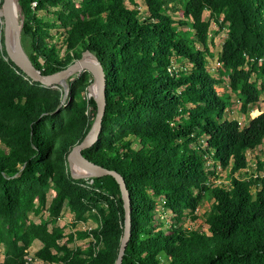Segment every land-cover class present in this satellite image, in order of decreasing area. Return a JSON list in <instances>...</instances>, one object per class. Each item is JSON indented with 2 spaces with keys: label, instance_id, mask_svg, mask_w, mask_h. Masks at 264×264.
I'll return each instance as SVG.
<instances>
[{
  "label": "trees",
  "instance_id": "trees-1",
  "mask_svg": "<svg viewBox=\"0 0 264 264\" xmlns=\"http://www.w3.org/2000/svg\"><path fill=\"white\" fill-rule=\"evenodd\" d=\"M19 1L26 50L45 74L85 50L104 66L102 129L82 154L126 180L132 230L123 264H264V161L248 171V151L264 143V108L245 126L226 114L232 93L243 113L264 102V0H177L178 8L144 0L147 20L137 0ZM42 9L54 18L39 16ZM212 21L228 27L221 62L230 92L217 89L221 80L207 67ZM55 28L61 41L51 39ZM5 55L0 49V264H25L38 239L36 254L50 264H115L125 221L120 185L112 175L74 178L67 159L91 126L82 96L92 75L74 76L59 107V90L26 79ZM215 166L230 168L229 183L209 182ZM204 198L207 231L158 223L159 207L178 222ZM65 207L77 220L95 211L98 226L80 232L95 238L87 248H71L73 234L61 242ZM31 211L47 216L36 222Z\"/></svg>",
  "mask_w": 264,
  "mask_h": 264
},
{
  "label": "rangeland",
  "instance_id": "rangeland-1",
  "mask_svg": "<svg viewBox=\"0 0 264 264\" xmlns=\"http://www.w3.org/2000/svg\"><path fill=\"white\" fill-rule=\"evenodd\" d=\"M19 4H20V1H19ZM127 4H129L130 6L133 5L129 1H127ZM137 4L142 10V14H141L142 20H147L149 18V15L147 14L146 4L144 0H137ZM172 4L176 6L177 8L181 6L179 1L177 0H175ZM35 5L36 4L34 3V6ZM170 11L177 20H181L183 18L182 13L178 9L173 8ZM38 15L45 18L46 20L50 18H54L52 17V15H50L47 9L39 10ZM204 17L206 19L210 18V12L208 10L204 12ZM21 21H24V15L22 14V11H21ZM178 26L187 31L191 30V28L188 25H178ZM58 29L59 28H55L52 30L53 37L51 39L61 41L62 37H60L61 35L58 33ZM227 35H228L227 25L221 28L217 24H215L214 21H212V24L210 27V39H209L210 54L207 56V60H208L207 67L209 71L216 78H219L221 80V83L217 85V89L221 93L230 92L226 68L224 64L221 62L222 46H223V43ZM196 45L199 48H203L202 44H200L199 42H196ZM1 50H2V53H4L5 51L4 41L2 42ZM183 66H185L184 63L175 61L176 68H182ZM77 75L78 74L72 75L71 80H73L74 76H77ZM90 84H92V82ZM89 85L87 86L82 96L83 99H86L88 101L87 114L89 116L88 118L91 123V126L89 130L87 131L86 135L91 131L95 123L96 115H97V111L94 109V105L90 103L91 98H94V97H93V94H91L92 92L89 89ZM48 88H52V87H48ZM52 89H57L61 93L63 92V87L61 85H57L55 88H52ZM71 92H72V84L70 87V94ZM232 96H233L234 104L231 105L226 110V114L230 117L237 118L240 121L242 126H245L249 122L251 117L259 114L261 112V109L264 108V102L260 101V103H258V106L256 108H254L248 113H243L241 110V103L238 99V96L235 93H232ZM263 99H264V96H263ZM60 102H61V98H60ZM67 103H68V99L64 102L63 106H66ZM248 157H249L250 166H251L250 169L248 168V171H251L252 168H255L258 160L264 161V143L258 148L248 151ZM212 170L213 172L211 171L209 182L216 183V184L220 182H222V184L224 183L227 184L230 182V177H231L230 168L215 166L214 168H212ZM69 171L74 178H86V179L89 178V177H79V175H75L74 167L72 169L69 167ZM243 174L245 175L246 173H243ZM92 182L93 180H90V183ZM53 194H54V190H50L49 192L50 199L53 197ZM210 205H211V201L204 198L196 209L185 208V211H184L185 214L183 218L179 220L178 222L175 216L173 215V213L169 209H163L159 207L157 211V216L160 218V220H158V223L164 222L167 225L177 223L179 225L183 224L184 226H187V227H193V228H198V229L207 231L208 225L206 224V221H205V212L209 209ZM94 213H95L94 210L89 212L87 214L86 220H77L75 217V213L69 207H65L63 209L62 216L58 220V224L61 225L65 231V237L63 238V240L69 239L71 234L74 235L70 240L71 248H77V247L87 248L88 246L87 244L89 243L90 240L95 241V238H93L92 236L80 235V232H83V231L88 232L98 226L99 222L95 218ZM46 216H47L46 211L40 212L39 214H36L34 211L30 212V217L36 222H39L41 218L43 217L45 218ZM37 243L35 242L32 244L31 251L38 249ZM102 244L104 243L102 242ZM3 252H4V248L3 246H1L0 247V262L4 260Z\"/></svg>",
  "mask_w": 264,
  "mask_h": 264
},
{
  "label": "water",
  "instance_id": "water-1",
  "mask_svg": "<svg viewBox=\"0 0 264 264\" xmlns=\"http://www.w3.org/2000/svg\"><path fill=\"white\" fill-rule=\"evenodd\" d=\"M10 0H0V25H1V42L0 49H2V42L4 41L6 59H10L21 70L24 77L31 82L41 84L46 87L55 88L57 85L63 87L61 95V102L59 107L64 105V102L70 100V87L71 77L74 74H82L83 72H89L92 75V84L89 85L91 91L92 85H96L97 92L91 93L96 101L97 115L95 123L91 131L79 142H77L68 154V164L72 169L74 166L80 168L83 172L79 177H100L105 175H112L116 178L120 185L121 195L123 199V206L125 210V221L123 234L120 239V245L118 249L117 258L115 264H123V258L126 252V247L131 237L132 230V216H131V197L124 176L117 170L110 169L101 164H97L87 159L82 150L92 146L100 135L103 123V117L106 112L107 106V78L102 62L98 58L95 52L90 50L83 51L81 57L76 58L66 68L59 71L45 74L39 69L31 60L23 40V25L24 21L20 24H16L10 18L8 13V2ZM19 8L22 11V6L19 4ZM13 32L14 43L16 51L12 49L10 36ZM88 55H92L94 60H91Z\"/></svg>",
  "mask_w": 264,
  "mask_h": 264
},
{
  "label": "bare ground",
  "instance_id": "bare-ground-1",
  "mask_svg": "<svg viewBox=\"0 0 264 264\" xmlns=\"http://www.w3.org/2000/svg\"><path fill=\"white\" fill-rule=\"evenodd\" d=\"M8 13H9V16L10 18L13 20V22H15L16 24H20L22 21H21V11H20V8H19V0H10L8 2ZM14 35H13V32L11 33V36H10V41H11V45H12V49L14 51H16V46H15V43H14ZM88 57L91 59V60H94V57L92 55H88ZM91 92L94 94L97 92V87L96 85H92V88H91ZM74 174L75 175H82L83 171L80 169V168H77L74 166Z\"/></svg>",
  "mask_w": 264,
  "mask_h": 264
},
{
  "label": "built area",
  "instance_id": "built-area-1",
  "mask_svg": "<svg viewBox=\"0 0 264 264\" xmlns=\"http://www.w3.org/2000/svg\"><path fill=\"white\" fill-rule=\"evenodd\" d=\"M262 175H264V172H262ZM63 241H65V240H62L61 242H63ZM102 246L103 245L101 243L98 246V248L99 247H102ZM31 247H32V245L28 248V253L26 255V262H25V264H50L49 262H47L44 259H42V258H40V257L37 256L36 252H37L38 249L37 250H34V251H31Z\"/></svg>",
  "mask_w": 264,
  "mask_h": 264
},
{
  "label": "crops",
  "instance_id": "crops-1",
  "mask_svg": "<svg viewBox=\"0 0 264 264\" xmlns=\"http://www.w3.org/2000/svg\"><path fill=\"white\" fill-rule=\"evenodd\" d=\"M35 242H36V243L38 242V243H37V245H38V249H40V248L43 246V243H42L41 240H39V239H38V241L35 240L33 243H35ZM33 243H32V244H33Z\"/></svg>",
  "mask_w": 264,
  "mask_h": 264
}]
</instances>
